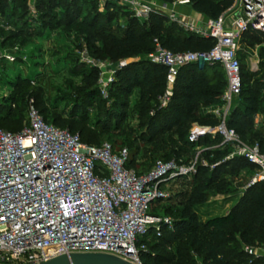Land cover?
I'll return each mask as SVG.
<instances>
[{
    "label": "built area",
    "instance_id": "2783aa9c",
    "mask_svg": "<svg viewBox=\"0 0 264 264\" xmlns=\"http://www.w3.org/2000/svg\"><path fill=\"white\" fill-rule=\"evenodd\" d=\"M106 1L126 7L137 20L162 15L181 30L212 40L203 53H173L153 40L154 49L146 59L162 66L166 75L159 107L171 96L179 68L197 62L218 64L225 87L220 105L207 110L218 123L214 127L192 125L187 141L195 143L204 135H217L218 146L227 145L234 156L253 166L248 186L263 182L264 154L259 145L241 141L226 128L225 118L241 89L238 41L248 30L264 35V0H225L229 7L216 20L199 22L200 26L176 13L174 3H99ZM183 3L187 0L177 2ZM125 64L121 61L119 66ZM100 82L109 83L110 77ZM200 152L195 151L187 163L156 161L145 173H137L125 167L129 157L125 148L113 149L107 142L97 146L82 143L77 134L44 121L29 99L20 130L10 133L0 129V264H35L79 253L106 254L141 264L137 255L145 250V244L137 245V241L149 230L158 237L162 227L171 230L172 224L169 217L149 213V206L166 200L171 184L195 173L197 163L206 166L198 160ZM242 250L247 263L264 258L262 247L244 246Z\"/></svg>",
    "mask_w": 264,
    "mask_h": 264
},
{
    "label": "trees",
    "instance_id": "16d2710c",
    "mask_svg": "<svg viewBox=\"0 0 264 264\" xmlns=\"http://www.w3.org/2000/svg\"><path fill=\"white\" fill-rule=\"evenodd\" d=\"M50 1L54 0H43L45 8H51ZM156 1L171 4L174 0ZM187 1L192 12L209 20H216L229 7V2L225 0ZM18 2L25 4L26 0ZM96 3L99 0H64V4L61 3L64 5V26L71 28L93 50L90 53L92 58L129 61L115 72L118 91L129 95L132 90H136L134 109L148 145L155 146L158 136L167 134L169 152L162 156L164 161L187 163L194 157L195 148L200 147L204 150L199 156L208 163L207 166L197 163L195 173L188 177L189 181L166 199L168 204L163 207L162 214L172 216L171 230L162 227L158 237L149 230L147 236L139 239L136 244L144 243L145 250L138 252V260L141 264L261 263L258 258L247 263L248 256L242 248H264V181L246 187L224 214L210 217L205 215V211L204 215L201 211L199 213L206 191L214 189L215 192H229L224 182L225 174L243 168L244 175L250 179L253 173V166L239 157L209 167L215 164L213 156L230 150L227 145L218 146L220 138L217 135H204L195 143H189L186 138L194 124L200 127L217 125L218 121L207 110L220 105V96L225 87L222 69L218 64L198 62L179 68L171 85V96L161 108L159 98L165 90V69L146 59L154 49L153 40L173 53H203L210 49L212 40L184 33L175 24L164 27L165 18L162 15L151 14L146 20H137L128 10L110 1L102 3V12L94 11L79 20L81 4L94 6ZM5 7L0 0V11ZM118 17L124 19V25H115ZM111 23H115L116 27H112ZM241 36L257 45L264 44V35L261 33L248 30ZM95 42L98 43L96 49L93 47ZM240 52L241 50L237 53V58L240 64L241 89L235 99L240 97L242 104L241 107H231L225 118V126L232 129L241 141L247 144L257 143L260 152L264 154L261 133L253 129L254 115L264 110L259 97V89L264 85L260 81H253L250 88L242 90L243 59ZM259 55L264 73V52L261 51ZM93 72L97 75L96 71ZM95 78L89 80V76L87 77L89 85L82 99L88 104L99 97V90L93 83ZM31 84L30 78L18 76L9 82L10 94L0 102V106H5L4 116L0 117V129L10 133L18 132L24 122L27 101L32 99L44 121L77 134L79 140L86 145H99L96 134L86 129V119L79 109L72 108L64 119L65 112L57 113L56 106H52L50 110L38 109ZM262 97L264 98V93ZM202 110L206 112L202 113ZM134 157L135 153L129 154L126 168L134 169ZM185 179L182 178V181H186Z\"/></svg>",
    "mask_w": 264,
    "mask_h": 264
},
{
    "label": "rangeland",
    "instance_id": "374dc122",
    "mask_svg": "<svg viewBox=\"0 0 264 264\" xmlns=\"http://www.w3.org/2000/svg\"><path fill=\"white\" fill-rule=\"evenodd\" d=\"M2 3L6 7L0 11V102L10 94L9 82L15 76L28 77L32 80L31 89L38 109L50 110L52 106H56L57 113L65 112L62 119L66 118L72 108L79 109L86 119L84 123L86 129L96 134L99 144L107 142L113 149L125 148L129 154L135 153L133 170L137 173H145L156 161H164L162 156L169 152L167 134L158 136L155 146L148 145L134 109L136 90H132L129 95L118 91L114 75L122 60H96L90 56L93 50L62 22L65 17L62 7L64 5L61 3L64 4V0L50 1L49 9L44 7L43 0H26L25 4L18 0H2ZM122 8L126 9L124 6ZM94 11L102 12V4L96 3L94 6L81 4L79 20L93 14ZM163 17L164 27L174 24ZM124 22L123 18L118 17L114 24L122 26ZM114 24L111 23V26L116 27ZM175 26L179 28L176 24ZM182 32L190 33L183 30ZM93 47L98 48V43L95 42ZM238 47L243 59L242 90L250 88L253 81H260L264 85V79L261 78L263 66L259 55L264 49L242 36L239 38ZM254 55L258 57L256 63L253 61ZM4 56L12 58L13 62H9ZM87 59L93 64L87 63ZM124 62L129 63L128 60ZM93 71H96L97 75ZM83 76H89V80L96 76L93 83L99 90V97L91 104L82 99L89 85L87 77ZM107 77H110V82L101 84V79L105 80ZM263 93L264 86L259 89L262 106H264ZM241 104L240 97L232 102L233 107H241ZM0 108H2L0 117H3L5 106ZM23 119L25 120L24 115ZM253 129L261 133L264 141V110L254 115ZM197 150L200 152L204 148L196 147L195 151ZM234 157L236 156L231 149L222 152L213 156L215 164L209 167L230 161ZM198 160L203 159L199 156ZM203 161L207 166L208 163ZM225 177L224 182L229 192L225 194L215 192L214 189L206 191V198L199 213L205 211L207 213L205 215L210 217L224 214L234 204L236 197L248 186L250 180L244 175L243 168L227 173ZM189 179L186 178V181L180 179L170 187L168 183L166 188L169 187L167 190L169 196L179 191ZM167 204L166 200L157 201L149 206V213L171 218L172 216L162 214V209ZM170 207H172L171 202ZM258 259L261 261L259 264H264V258Z\"/></svg>",
    "mask_w": 264,
    "mask_h": 264
},
{
    "label": "water",
    "instance_id": "95a60500",
    "mask_svg": "<svg viewBox=\"0 0 264 264\" xmlns=\"http://www.w3.org/2000/svg\"><path fill=\"white\" fill-rule=\"evenodd\" d=\"M35 264H135L119 257L100 253L60 255Z\"/></svg>",
    "mask_w": 264,
    "mask_h": 264
},
{
    "label": "crops",
    "instance_id": "0c3cea01",
    "mask_svg": "<svg viewBox=\"0 0 264 264\" xmlns=\"http://www.w3.org/2000/svg\"><path fill=\"white\" fill-rule=\"evenodd\" d=\"M178 1H183V0H174L172 3H174V10L176 13H178L180 16L183 18L187 19L190 22H203L205 18L201 17L200 15L194 13L191 11L189 3H183V4H177ZM258 46L262 47L264 49V44H258ZM255 57V58H254ZM253 60L255 63L258 61V57L254 55Z\"/></svg>",
    "mask_w": 264,
    "mask_h": 264
}]
</instances>
